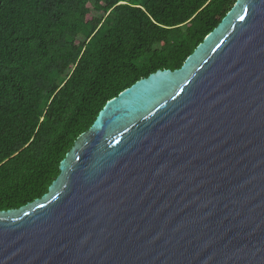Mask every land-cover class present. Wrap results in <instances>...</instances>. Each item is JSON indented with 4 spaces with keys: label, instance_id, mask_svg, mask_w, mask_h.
<instances>
[{
    "label": "water",
    "instance_id": "water-1",
    "mask_svg": "<svg viewBox=\"0 0 264 264\" xmlns=\"http://www.w3.org/2000/svg\"><path fill=\"white\" fill-rule=\"evenodd\" d=\"M59 170L0 210V264H264V0L109 99Z\"/></svg>",
    "mask_w": 264,
    "mask_h": 264
},
{
    "label": "trees",
    "instance_id": "trees-1",
    "mask_svg": "<svg viewBox=\"0 0 264 264\" xmlns=\"http://www.w3.org/2000/svg\"><path fill=\"white\" fill-rule=\"evenodd\" d=\"M236 0H0V210L40 198L105 103L178 69Z\"/></svg>",
    "mask_w": 264,
    "mask_h": 264
}]
</instances>
